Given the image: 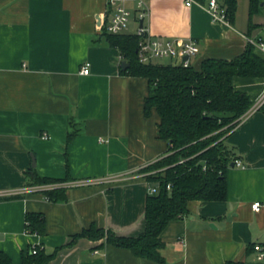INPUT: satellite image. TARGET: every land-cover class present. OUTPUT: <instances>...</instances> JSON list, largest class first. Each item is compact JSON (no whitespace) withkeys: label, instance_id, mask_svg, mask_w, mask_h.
Returning <instances> with one entry per match:
<instances>
[{"label":"crops","instance_id":"crops-1","mask_svg":"<svg viewBox=\"0 0 264 264\" xmlns=\"http://www.w3.org/2000/svg\"><path fill=\"white\" fill-rule=\"evenodd\" d=\"M188 1L147 0L144 26L156 38L194 39L196 68L206 59L233 60L264 40V0L252 29L250 0H237L233 24L213 22L210 0ZM106 4L0 0V193L7 194L0 197V251L14 264L35 246L55 254L48 264H264L254 250L264 247V107L226 138L243 163L227 170V199L190 202L189 213L162 233L163 262L106 239L73 241L91 226L121 237L144 233L152 188L143 169L168 150L157 112L144 113L148 80L123 75L119 50L103 36ZM233 85L254 104L264 95V78L235 77ZM31 169L41 178L101 182L51 202L28 186ZM29 213L44 216V235L29 233Z\"/></svg>","mask_w":264,"mask_h":264},{"label":"trees","instance_id":"trees-1","mask_svg":"<svg viewBox=\"0 0 264 264\" xmlns=\"http://www.w3.org/2000/svg\"><path fill=\"white\" fill-rule=\"evenodd\" d=\"M228 23L233 24L237 0H224ZM261 7V0H250V29L252 19ZM106 42L119 50L123 63H129L123 75L145 78L149 93L144 113L150 117L155 110L160 118L159 137L168 143L166 155L143 169L147 173L151 192L146 201L144 233L138 237H121L114 232L91 226L74 236L94 241L106 239L108 244L130 250L138 258L163 262L160 250L164 247L162 233L171 221L189 213V203L222 202L227 199V170L236 155L226 144V138L236 127V121L254 102L233 85L235 77L264 78V54L249 43L244 52L233 60L206 59L200 68L194 64H145L139 59L141 37L135 33L109 34ZM72 139V135L69 136ZM28 186H40L67 181L41 178L34 169L27 173ZM170 186V189H168ZM66 190L56 188L44 192L51 202L67 200ZM31 234H45L42 214L26 216ZM24 257L22 264H48L55 254L47 255L37 246ZM0 264H14L0 251ZM234 264V263H228Z\"/></svg>","mask_w":264,"mask_h":264},{"label":"built area","instance_id":"built-area-1","mask_svg":"<svg viewBox=\"0 0 264 264\" xmlns=\"http://www.w3.org/2000/svg\"><path fill=\"white\" fill-rule=\"evenodd\" d=\"M191 4L192 0H189L187 5L190 6ZM106 5L102 31L105 30L107 33L115 35L126 33L132 22L135 21L137 23V30L135 34L141 37L138 55L142 63L148 64L156 59H175L178 61V64H181L184 67H190L193 64L192 60L198 53L197 42L194 39H160L149 34L148 29L144 26V22L149 17L147 0H107ZM208 11L213 22L228 23L225 8L219 4L218 0H210ZM254 45L264 54V40L259 41ZM81 73L83 75L90 74L89 63L85 64ZM262 107H264V95L250 108V110H248L236 121V127L234 130H236L253 113L260 110ZM44 137L47 138L46 135ZM234 166L243 167V163L239 160H235ZM100 182L101 179H83L79 181H67L33 186L31 187V190L44 194V192L56 188L70 189L81 186H90ZM168 189H170V186H168ZM20 192H15L14 195H18ZM23 192L24 191L21 193ZM151 192H156V189L153 188ZM5 196H7L6 193H0V197ZM252 207L254 210H259L261 204L255 203ZM254 250L257 252L258 260H264L263 245L260 243L255 244ZM37 251V246L33 247V254H36Z\"/></svg>","mask_w":264,"mask_h":264},{"label":"rangeland","instance_id":"rangeland-1","mask_svg":"<svg viewBox=\"0 0 264 264\" xmlns=\"http://www.w3.org/2000/svg\"><path fill=\"white\" fill-rule=\"evenodd\" d=\"M134 28H136V25H134V27H131L128 31L134 33ZM194 59L195 58H193L192 61H194ZM153 62L161 65L178 64V61L175 59H156Z\"/></svg>","mask_w":264,"mask_h":264},{"label":"water","instance_id":"water-1","mask_svg":"<svg viewBox=\"0 0 264 264\" xmlns=\"http://www.w3.org/2000/svg\"><path fill=\"white\" fill-rule=\"evenodd\" d=\"M186 59H188V58H186ZM129 67H130V64H129V63H126V62L122 63V69L126 70V69H128ZM233 166H234V165H233Z\"/></svg>","mask_w":264,"mask_h":264}]
</instances>
